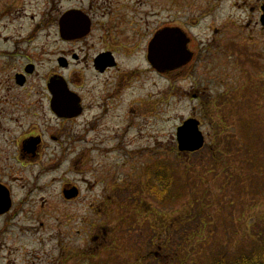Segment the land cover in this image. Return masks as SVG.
I'll return each mask as SVG.
<instances>
[{"label":"rangeland","instance_id":"rangeland-1","mask_svg":"<svg viewBox=\"0 0 264 264\" xmlns=\"http://www.w3.org/2000/svg\"><path fill=\"white\" fill-rule=\"evenodd\" d=\"M262 5L264 0H148L142 12L148 13L150 33L162 24L191 38V50L197 51L195 73L168 75L163 84L150 77L149 115L144 120L103 121L96 128V147L101 140L108 143L95 159L105 163L101 168L116 167L122 177L101 175L81 185L79 169L66 162L58 169L54 165L32 168L36 178L32 244L24 242L19 248L32 249L27 264H133L139 253L146 255L150 250L145 246L149 236H141V221L146 217L132 221L130 217L150 208L163 215L164 224L177 220L187 210V180L193 181L191 191L205 203L204 219L211 218L219 226L223 217L235 225L233 245L225 250L222 245L227 243L226 237L217 231L206 264H214L223 250L220 255L229 262L239 250L252 246L247 239L248 225H257L264 216V158L256 164L260 171L247 162V155H251L248 148L264 157V141L251 127L259 122L264 133V87L261 97L256 88L264 82V73H259L261 67L264 72V29L259 24ZM46 68L42 65L40 72ZM194 78L197 85L192 83ZM162 87L164 104L158 112L157 92ZM253 87L256 95H249ZM194 94L199 101L188 98ZM189 117L201 124L205 147L185 157L176 151L175 130ZM119 141L122 148L117 147ZM105 147L108 151L103 150ZM157 167L168 177L167 183H161L162 191L167 187L169 198L173 197L161 206L155 202L160 199L153 178ZM255 172L259 175L253 176ZM61 181L79 187L81 198L67 204L61 201ZM223 200L233 204L224 215L220 207ZM128 225H132L130 233L124 231ZM176 231L181 232L179 227ZM251 231H257V226Z\"/></svg>","mask_w":264,"mask_h":264},{"label":"flooded vegetation","instance_id":"flooded-vegetation-1","mask_svg":"<svg viewBox=\"0 0 264 264\" xmlns=\"http://www.w3.org/2000/svg\"><path fill=\"white\" fill-rule=\"evenodd\" d=\"M147 4L148 0H0V264H27L32 259L31 248L19 249L24 242L32 244V168L58 169L66 162L79 169L81 185L101 175L122 177L116 167L101 168L105 163L95 159L108 143L101 140L96 147V128L103 121L144 120L149 115L150 77L163 84L168 75H194L197 51L191 50L192 39L162 24L150 33L148 13L142 12ZM168 54L173 60L163 66ZM42 65L47 66L43 74ZM61 87L71 100L57 103ZM188 98L200 100L195 94ZM163 104L162 87L157 92L158 112ZM159 168L156 171L162 173ZM161 183L156 181L160 199L155 201L160 206ZM58 185L64 203L81 198L79 187L62 181ZM71 190L76 195L67 199L64 193ZM141 211L130 218L146 217L141 236H149L144 240L150 251L139 253L134 263L152 255L162 264L165 233L178 226H165L163 215L154 209ZM128 227L126 233L132 225ZM154 249L158 253L153 255Z\"/></svg>","mask_w":264,"mask_h":264},{"label":"trees","instance_id":"trees-1","mask_svg":"<svg viewBox=\"0 0 264 264\" xmlns=\"http://www.w3.org/2000/svg\"><path fill=\"white\" fill-rule=\"evenodd\" d=\"M263 68H260L259 73L262 72ZM261 71V72H260ZM264 87V82L262 84H258L256 88L258 91V96L261 97V89ZM261 91V92H260ZM245 92V91H244ZM247 92H249L247 90ZM249 95H256L255 94V87H253V92ZM237 113V111H236ZM239 120V117L236 119V121ZM258 120L257 118L254 120ZM256 123V126H255ZM251 125L252 129L255 131V129L258 132L259 138L264 141V133L262 132L263 127L259 122H255ZM237 145L236 147H238ZM229 149L230 147L227 146ZM230 150H226V153H229ZM247 152H251V155H247V162L255 168L254 170L260 171L261 169H256V164L261 162L263 160V156L254 151L253 149L248 148ZM249 165V167H250ZM231 166L228 167V171L231 170ZM253 170V168H252ZM163 173V172H162ZM157 172L155 174V182L159 180V182H165L167 183V173ZM226 175V173L224 172ZM221 173V179L225 180V175ZM259 175V173H253L252 175ZM237 177H240V174L237 175ZM165 179V180H163ZM189 184V185H188ZM193 181H186L185 187L187 192H189V197L187 199V210L185 211V214L180 216L177 220L170 222L169 224H165L167 227H173L178 226L181 230V232L178 234L176 230H172L170 232L165 233V243L163 246V253L162 257L164 259V262L162 264H206L209 261H207V254L208 250L213 247V242L215 241V234L218 230L221 231L222 235H225L227 243L223 244V249L225 250L226 247L232 246L233 243L231 241V234L234 233L232 231V228L235 226L234 221L229 222L227 218L221 217L219 220V226H215L212 222V219H204L203 212L206 210L205 203H202L198 200V196L195 192L191 191ZM173 200V197L171 196L169 198V192L168 188L165 187L164 189V197H163V204H166L167 202H171ZM254 199H250L249 202L253 201ZM221 204V210L222 214L226 212V210H230L231 205L228 202H225L224 200L220 202ZM189 212V214H188ZM203 215V216H202ZM221 215V214H220ZM217 216V215H216ZM217 218V217H216ZM233 226V227H232ZM255 226H257V231L252 232V228L254 229ZM261 228H259V227ZM238 231L236 230V233ZM248 237L247 239L250 240V244L252 245L248 250L241 251L239 250L233 257H232V263L230 261L224 260V254L220 255L218 254V258H215L214 264H264V216L261 217V219L257 222V225H248L247 228ZM222 240V239H220ZM157 244V243H156ZM150 246V244H149ZM156 246V245H155ZM237 249H234L235 251ZM158 250L154 249L153 255L157 254ZM152 255H147V257H143L140 262H137V264H142V261H151L154 258H152ZM195 261V262H192ZM135 264V263H134Z\"/></svg>","mask_w":264,"mask_h":264},{"label":"water","instance_id":"water-1","mask_svg":"<svg viewBox=\"0 0 264 264\" xmlns=\"http://www.w3.org/2000/svg\"><path fill=\"white\" fill-rule=\"evenodd\" d=\"M263 15L260 19V23L262 27L264 28V8H262ZM168 60V61H167ZM173 60L172 56L168 54V58H165L164 61L166 64L163 66H167L170 64V61ZM156 64V59H155ZM70 99L66 96V93L64 92L63 88H58L55 100L56 102H63ZM71 100V99H70ZM176 142H177V150L179 153L182 154H189V153H195L200 151L204 146V137L202 133L199 130V123L194 120L190 119L184 122L177 130H176ZM75 190H71L69 192H65L64 196L69 199L73 196H75Z\"/></svg>","mask_w":264,"mask_h":264}]
</instances>
